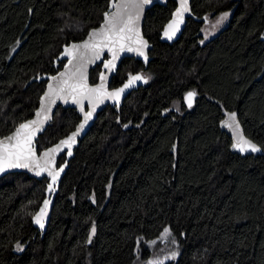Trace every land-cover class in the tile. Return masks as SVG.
Returning <instances> with one entry per match:
<instances>
[{
	"label": "trees",
	"instance_id": "trees-1",
	"mask_svg": "<svg viewBox=\"0 0 264 264\" xmlns=\"http://www.w3.org/2000/svg\"><path fill=\"white\" fill-rule=\"evenodd\" d=\"M16 1L0 0V139L33 116L47 84L35 80L63 67L62 47L99 26L111 0ZM175 8L168 0L148 11L151 62L125 59L111 87L139 72L148 81L120 112L103 110L80 141L44 235L32 218L48 180L0 179V264H135L167 229L180 256L164 264H264V155L232 153L219 128L225 110L238 112L264 150V0H192L199 20L175 44L161 43ZM227 11L228 24L203 44L205 18ZM80 119L59 107L39 151Z\"/></svg>",
	"mask_w": 264,
	"mask_h": 264
},
{
	"label": "water",
	"instance_id": "water-1",
	"mask_svg": "<svg viewBox=\"0 0 264 264\" xmlns=\"http://www.w3.org/2000/svg\"><path fill=\"white\" fill-rule=\"evenodd\" d=\"M176 3V8L172 13V16L170 18V20L166 23V25L164 26L162 32H161V37H160V42L161 43H166L169 45H173L176 42H178L181 38V36L184 33V30L186 28V25L188 23L189 19H195L196 21L199 20L192 11V0H186L187 3V11H185L183 13V17H182V22L179 24V30L176 31L175 35L169 39L166 35L165 32H171V29L168 28V25L170 23H172L173 20L177 19L176 17V13L177 11L180 10V5L182 3V0H173ZM131 0H111L110 4H109V8L108 10L104 13L103 15V20L100 23L99 26L92 28L88 31L86 37L81 40V41H77V42H71L67 45H64L62 47L61 53L58 55V57L55 59L56 64L58 62H63L65 61L63 67L54 75H44L42 77L37 78L35 81L37 82H41V81H46V88L43 92V94L40 97L39 100V104L37 109L35 110L33 116L29 119H27L26 121H24L21 124L24 123H29L30 121L33 120H39L42 121V123H40L39 125V131L35 132V135L33 137L32 140V147L34 149L35 152V157L36 159L40 160L41 162H43V160L45 159L44 153L46 152H50V150L52 148H56L58 145H60V148L58 149L57 152L53 153L51 155V159L54 161V163L51 165V168L53 171H58L60 168H63V171L60 172L56 182L53 184L52 182V177L48 175L47 171L42 172L40 175L36 174V171H34L32 168H24V167H19V168H6L4 171L0 172V179L7 176L8 174H13V173H23L28 175L31 179H35L38 181H42L44 179L48 180L47 183V187H46V197L43 200L41 206L39 207L38 211L35 213V215L32 218V223L33 226L35 228H37L42 235L45 234V232L47 231V227L51 218V213H52V208L55 202V198L57 196V193L59 191V187L61 184V181L69 167V163L71 161V159L74 156L75 150L77 148V146L79 145L80 141H82L87 134L89 133V131L91 130V128L93 127V125L95 124L99 114L105 110L108 107H113L116 108L118 110V112H120L121 108L123 107L125 101L128 99V97L134 92V91H138L141 87L145 86L146 83L143 82V80H139V81H135L131 86H129L128 88H125L124 91L121 93L119 100H115V99H111L108 98L107 96H103L101 99H99L98 101H95L93 99H89V98H84L82 99L80 102L78 103H73L72 100L69 98L67 101H65L64 99H60V98H55V102L52 103L51 102V98L46 99V95L49 92V85H52L53 89H55L58 86V82L59 80L62 78L61 74L62 73H71L73 71H75L78 67H80L81 65V60H80V54L77 53L76 58L73 59V57L71 55H68L67 52L68 50L72 49V45H81L83 44L85 41L88 40L89 36L91 35V33L93 31H99L100 29H102L105 26V18H106V14L110 15L114 12L117 11V8L113 7V5H122V4H127L130 3ZM168 4V0H150V3L144 4L142 9H140L139 12V19L136 21V28L139 31V36L143 39V41L147 42V47L144 48V52L145 55L147 56V59L145 60L144 56L139 55L137 52L135 51H121L118 53L117 55V59L114 61L115 67H109V68H105L104 65L108 62V61H112V53L109 52L106 48L104 49V51L101 53L100 57L98 59H94L91 62H85L84 66H83V75L86 78L85 82L87 85L88 89H93V88H102V90L106 91V92H113L116 91L117 89L123 88L125 84L128 83V81L131 79L132 76L135 75H141L144 79H146L148 81L147 76L145 75V73L143 72H139V73H135L133 75H130L120 86L118 87H111V82L112 79L114 78V76L117 74L120 65L122 64V62L127 59V58H134L140 62H142L144 64V67L147 69L150 62H151V57H150V52L153 50L154 45L152 43H150V41L145 37L144 35V23H145V19L147 16V13L150 9H152L153 7L159 5V6H167ZM129 11L131 12H135L134 9H129ZM206 19V18H205ZM133 47H139V45L133 44ZM85 50L84 49H80V53H83ZM91 55V53H89V56ZM97 66H101V71L99 73L98 76V80L95 84H93L91 82V72L97 67ZM103 77V79H102ZM194 92V91H191ZM195 93V92H194ZM188 94V93H187ZM187 94L184 97V103L185 105L190 109L193 107V105L195 104L196 101V93H195V97L193 99L192 105L191 107L188 106V102H187ZM89 97H95V94L93 93H89ZM93 103H95V108L93 110ZM59 107H63L64 109H75L79 116H80V122L77 124V126L74 128V130H72L68 135H66L65 137H63L62 139H60L58 142H56L55 144L51 145L50 147L39 151V147H38V140L40 138V136H42L46 130L48 129L49 125L52 123L55 113L57 111V109ZM83 108V110H81ZM42 109H44V111H42ZM91 112L92 115L91 117L88 119L87 123L84 124V118H85V114ZM37 113H40L39 116H37ZM235 114L236 117V122L239 125L238 131L244 136V138H246L247 140L251 141L252 143L256 144L258 148H260L261 150L258 152H252V151H244L241 152L239 149H237L234 145L236 143V132L237 130L235 129V125L230 128L227 127L225 122L229 120V116L231 114ZM47 115V119H44V116ZM20 124V125H21ZM84 124V127L81 129L80 125ZM19 125V126H20ZM19 126H17L10 134L4 136L2 139H5L9 136H12L16 129L19 128ZM219 128L220 131L222 133L227 134L231 140H232V144H231V152L234 154H239L242 156H247V155H254V156H258V155H264V150L261 148L260 145H258L255 141H253L251 138H249L246 134H245V130L244 127L239 119V115L238 112H231V111H224V118L222 119V121L219 123ZM73 135H75V142L71 143V147L69 148L68 146H64L61 145V141L63 140H68L69 137H72ZM71 151V155H68L67 153ZM65 157L64 162L59 165V160ZM49 185H52V189L53 190H49ZM45 201L48 202V207L46 209V215L43 217V224L44 227L41 228L40 225L36 222L35 217L40 213V210L44 208V204Z\"/></svg>",
	"mask_w": 264,
	"mask_h": 264
},
{
	"label": "snow or ice",
	"instance_id": "snow-or-ice-1",
	"mask_svg": "<svg viewBox=\"0 0 264 264\" xmlns=\"http://www.w3.org/2000/svg\"><path fill=\"white\" fill-rule=\"evenodd\" d=\"M150 3V0H131L130 3L122 5H113L117 8V11L108 15L106 14L105 26L99 31H93L89 36L88 40L81 45H72V49L68 50L67 54L71 55L73 59L76 58L77 53L80 54L81 65L75 71L71 73H62L61 79L58 82V86L53 89L52 85H49V92L46 95V99L51 98V102H55V98L64 99L67 101L69 98L73 103H78L84 98L93 99L98 101L103 96L108 98L119 100L121 93L125 88L131 86L135 81L143 80L147 83L141 75L132 76L127 84L123 88L117 89L113 92H106L102 88L88 89L86 85V78L83 75V66L85 62H91L94 59H98L101 53L106 48L112 53V61H108L104 67H115L114 61L117 59L119 52L135 51L139 55L144 56L145 60L147 56L145 55L144 48L147 47V42L139 36V31L136 28V21L139 19V12L144 4ZM134 9L135 12L129 11V9ZM187 11L186 0H182L180 5V10L177 11V19L173 20L172 23L168 25L171 32H165V35L171 39L176 31L179 30V24L182 22L183 13ZM228 13H224L219 18L217 23L223 22L228 18ZM136 44L139 47H133ZM80 49H84L83 53H80ZM89 53L91 55L89 56ZM103 79V77H102ZM89 93L95 94V97H89ZM195 97L194 92H189L187 94L188 106L191 107L193 99ZM95 108V103H93V110ZM83 110V108L81 109ZM44 111V109H42ZM40 113H37L39 116ZM92 113L88 112L85 114L84 124L87 123L88 119L91 117ZM47 115L44 116L46 120ZM42 121L33 120L29 123H24L16 129L12 136L0 140V172L4 171L6 168H32L36 171L37 175L42 172L47 171L48 175L52 177L53 184L56 182L60 172L63 168L58 171H53L51 165L54 161L51 159V155L58 151L60 145L56 148H52L50 152L44 153L45 159L43 162L36 159L35 152L32 147V140L36 131H39V125ZM84 124L80 125L82 129ZM227 127L232 128L235 125L236 132V143L235 147L241 152L252 151L258 152L261 149L257 147L256 144L244 138V136L238 131L239 125L236 122L235 114L229 116V120L225 122ZM75 142V135L69 137L68 140L61 141V145L71 147V143ZM71 155V151L67 153ZM49 190L52 189V185H49ZM48 207V202L45 201L44 208L40 210V213L35 217L36 222L41 228L44 227L43 217L46 215V209ZM92 233H95V228L92 229ZM167 235V233H166Z\"/></svg>",
	"mask_w": 264,
	"mask_h": 264
},
{
	"label": "rangeland",
	"instance_id": "rangeland-1",
	"mask_svg": "<svg viewBox=\"0 0 264 264\" xmlns=\"http://www.w3.org/2000/svg\"><path fill=\"white\" fill-rule=\"evenodd\" d=\"M233 11H227L228 18L223 22L217 23L219 18L224 15H208L201 29L203 36L202 43L204 44L212 37L216 36L228 24ZM174 109L178 111V106ZM167 233V235H166ZM151 251L149 258H141V254H137V262L135 264H164L170 261H176L180 256V246L170 230H165L158 238L152 239L146 243Z\"/></svg>",
	"mask_w": 264,
	"mask_h": 264
},
{
	"label": "flooded vegetation",
	"instance_id": "flooded-vegetation-1",
	"mask_svg": "<svg viewBox=\"0 0 264 264\" xmlns=\"http://www.w3.org/2000/svg\"><path fill=\"white\" fill-rule=\"evenodd\" d=\"M20 3V0L19 1H16V4H19ZM30 12H31V10H30ZM19 46V45H18ZM64 63H65V61H63Z\"/></svg>",
	"mask_w": 264,
	"mask_h": 264
}]
</instances>
